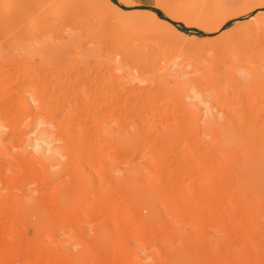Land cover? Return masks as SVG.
<instances>
[{"label": "rangeland", "instance_id": "obj_1", "mask_svg": "<svg viewBox=\"0 0 264 264\" xmlns=\"http://www.w3.org/2000/svg\"><path fill=\"white\" fill-rule=\"evenodd\" d=\"M254 131L264 0H0V264H264Z\"/></svg>", "mask_w": 264, "mask_h": 264}, {"label": "bare ground", "instance_id": "obj_2", "mask_svg": "<svg viewBox=\"0 0 264 264\" xmlns=\"http://www.w3.org/2000/svg\"><path fill=\"white\" fill-rule=\"evenodd\" d=\"M124 1V0H123ZM133 1V0H132ZM108 4H109V1L107 2ZM116 96V95H115ZM122 97V96H121ZM116 98V97H115ZM118 98H120L119 96H118ZM110 99H112V98H110ZM116 100V99H115ZM118 101H119V99H118ZM145 120V119H144ZM142 122V121H141ZM139 123V122H138ZM140 124V123H139ZM145 125H146V122H145ZM144 126V125H143ZM145 127V126H144ZM229 127V126H228ZM143 128V127H142ZM141 128V129H142ZM232 126H230L229 128H226L227 129V133H226V136L225 137H222V138H225V139H220V141H218V143L215 145L214 144V146H212L211 147V149H212V151L213 150H215V149H217V145L218 146H220V147H225L226 146V144L227 145H229V142H230V144H231V141L233 142L234 140H235V137H236V134H238L237 132H238V130H237V132H236V130H235V128H233ZM237 128V127H236ZM140 129V128H139ZM140 129V130H141ZM240 129V128H239ZM103 130H105V129H103ZM256 131H254L253 132V137H252V139H254V140H260V142H261V140H264V132H256ZM210 149V150H211ZM259 149V150H258ZM258 150V151H257ZM260 150H262L259 146L258 147H256V151H257V153H258V155L260 156H262V151L260 152ZM254 151H255V148H254ZM260 153V154H259ZM194 154V153H193ZM210 154H212V152H210ZM208 155H209V153H208ZM249 159L250 158H247V160L246 159H244L245 160V162H243V166H245V164H249V163H247L248 161H249ZM201 160V159H200ZM247 161V162H246ZM205 163V162H204ZM155 187V186H154ZM148 188V187H147ZM153 189V188H152ZM200 189V188H199ZM198 189V190H199ZM203 189V188H202ZM198 190H196V192L198 193L199 191ZM130 192V191H129ZM153 193V192H152ZM201 196V195H200Z\"/></svg>", "mask_w": 264, "mask_h": 264}, {"label": "water", "instance_id": "obj_3", "mask_svg": "<svg viewBox=\"0 0 264 264\" xmlns=\"http://www.w3.org/2000/svg\"><path fill=\"white\" fill-rule=\"evenodd\" d=\"M170 21L173 22V23H175V24L177 23V21H173V20H170ZM179 23H182V22H179ZM185 27H187V26H185Z\"/></svg>", "mask_w": 264, "mask_h": 264}, {"label": "trees", "instance_id": "obj_4", "mask_svg": "<svg viewBox=\"0 0 264 264\" xmlns=\"http://www.w3.org/2000/svg\"><path fill=\"white\" fill-rule=\"evenodd\" d=\"M183 29H185V30H186V28H184V27H183Z\"/></svg>", "mask_w": 264, "mask_h": 264}, {"label": "crops", "instance_id": "obj_5", "mask_svg": "<svg viewBox=\"0 0 264 264\" xmlns=\"http://www.w3.org/2000/svg\"><path fill=\"white\" fill-rule=\"evenodd\" d=\"M237 1V0H236Z\"/></svg>", "mask_w": 264, "mask_h": 264}]
</instances>
